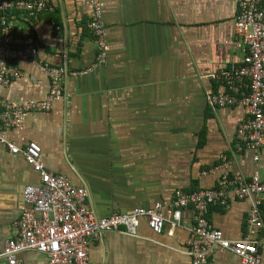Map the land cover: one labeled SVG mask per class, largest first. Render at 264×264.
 I'll return each mask as SVG.
<instances>
[{"label":"crops","instance_id":"0c3cea01","mask_svg":"<svg viewBox=\"0 0 264 264\" xmlns=\"http://www.w3.org/2000/svg\"><path fill=\"white\" fill-rule=\"evenodd\" d=\"M100 2L109 45L103 64H96L88 29L90 0H51L53 11L38 19L14 11L2 20L15 36L30 33L41 63L65 70L62 98L48 112L30 113L23 131L9 137L22 147L36 142L46 170L85 189L87 204L99 217L162 204L167 221L160 235L145 219L135 236L124 229L104 233L90 243L93 263L194 264L187 242L196 211L184 208L174 223L175 191L215 188L225 174L250 180L255 170L264 180V148L258 162L256 151L235 152L245 108L213 107L209 101L210 94L225 91L213 75L241 64L247 54L235 33L238 0ZM16 66L21 77L0 85V97L45 100L48 76L26 61ZM84 69L90 72L73 75ZM39 183L40 175L22 155L0 146V255L16 234L26 186ZM251 207L252 199L230 192L228 206L213 205L208 218L226 239L242 240ZM262 217L264 222V203ZM251 238L264 262V226ZM17 260L49 264L48 255L37 251L22 252ZM0 264L9 263L0 256ZM206 264L242 263L217 248Z\"/></svg>","mask_w":264,"mask_h":264},{"label":"built area","instance_id":"2783aa9c","mask_svg":"<svg viewBox=\"0 0 264 264\" xmlns=\"http://www.w3.org/2000/svg\"><path fill=\"white\" fill-rule=\"evenodd\" d=\"M93 8L88 29L96 43V64L106 61L109 45L104 38L103 8L100 0H90ZM18 11L29 19H38L45 11H53L51 0H0V12ZM0 35V85L7 86L21 77L16 66L26 61L40 68L50 79V93L43 101L11 102L0 97V146L14 155H22L40 175V183L26 186L23 197V213L16 223V234L5 244L0 255L9 264H18L17 256L25 251H37L48 255L49 264H95L89 256L92 240L107 232L124 229L135 236L142 220L150 230L160 235L167 219L162 204L153 208H135L127 213L109 216L95 215L87 204L85 189L72 184L65 175L46 170L41 160V148L36 142L18 146L9 133L23 131V122L32 112H48L53 103L62 98L65 70L63 67L41 63L39 49L30 33L15 36L8 22H2ZM235 33L247 48L241 64L220 70L213 79L224 86L225 91L212 93L209 101L213 107L240 105L246 117L238 124L235 152L256 151L259 161L264 148V0H238ZM90 70L74 71L73 75ZM224 164L227 157H223ZM206 174V173H205ZM217 187L195 191L176 190L172 201L171 219L176 223L181 211L193 207L196 224L188 239V253L194 264H206L215 249L231 251L242 264H264L259 244L251 237L256 229L264 226V180L259 171L250 180L241 174L222 175ZM234 192L241 199H252L247 217V235L242 240L226 239L209 221L213 205L228 206V195Z\"/></svg>","mask_w":264,"mask_h":264},{"label":"trees","instance_id":"16d2710c","mask_svg":"<svg viewBox=\"0 0 264 264\" xmlns=\"http://www.w3.org/2000/svg\"><path fill=\"white\" fill-rule=\"evenodd\" d=\"M14 12V11H13ZM15 12H18V11H15ZM8 13H10V12H7V13H1L0 12V24H1V22H3L2 20L4 19V18H7V17H5ZM19 13H21V12H19ZM1 29H2V27L0 28V34H1ZM89 32H90V30H89Z\"/></svg>","mask_w":264,"mask_h":264}]
</instances>
